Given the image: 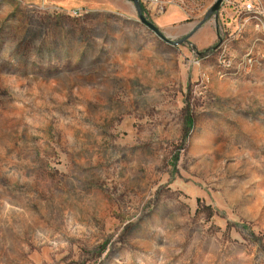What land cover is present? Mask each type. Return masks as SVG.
I'll return each mask as SVG.
<instances>
[{"label":"rangeland","instance_id":"rangeland-1","mask_svg":"<svg viewBox=\"0 0 264 264\" xmlns=\"http://www.w3.org/2000/svg\"><path fill=\"white\" fill-rule=\"evenodd\" d=\"M254 1L0 0V264H264Z\"/></svg>","mask_w":264,"mask_h":264},{"label":"water","instance_id":"water-1","mask_svg":"<svg viewBox=\"0 0 264 264\" xmlns=\"http://www.w3.org/2000/svg\"><path fill=\"white\" fill-rule=\"evenodd\" d=\"M132 1L135 4L139 19L142 23H144L148 28H150L153 32H155L160 38L165 40L166 42L172 43L174 45H177L181 43L182 41H186L189 39L190 35L180 39V40H171L169 37H167L162 30L152 21L148 20L143 12L142 5L140 3V0H128ZM224 0H216L215 4L212 5L209 10L207 11L204 19L196 26V29L200 28L211 16L215 15L220 11V8L222 6ZM195 29V30H196Z\"/></svg>","mask_w":264,"mask_h":264},{"label":"built area","instance_id":"built-area-1","mask_svg":"<svg viewBox=\"0 0 264 264\" xmlns=\"http://www.w3.org/2000/svg\"><path fill=\"white\" fill-rule=\"evenodd\" d=\"M250 2L246 3L245 6L243 7L244 11H251L255 8V2L254 0H249ZM173 2V0H151V4L155 6V8H158L159 11H163L165 9V7L169 4ZM75 14H77V12H74Z\"/></svg>","mask_w":264,"mask_h":264},{"label":"bare ground","instance_id":"bare-ground-1","mask_svg":"<svg viewBox=\"0 0 264 264\" xmlns=\"http://www.w3.org/2000/svg\"><path fill=\"white\" fill-rule=\"evenodd\" d=\"M254 15V14H253ZM256 21V20H255ZM248 23V22H247ZM264 25V24H263ZM246 27V26H245ZM257 27V26H256ZM236 62V61H235ZM225 65V64H224Z\"/></svg>","mask_w":264,"mask_h":264}]
</instances>
